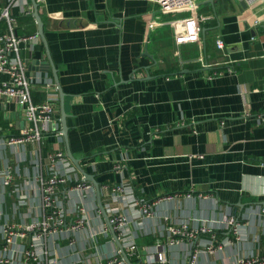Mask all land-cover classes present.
Instances as JSON below:
<instances>
[{
  "label": "crops",
  "instance_id": "0c3cea01",
  "mask_svg": "<svg viewBox=\"0 0 264 264\" xmlns=\"http://www.w3.org/2000/svg\"><path fill=\"white\" fill-rule=\"evenodd\" d=\"M240 1L198 0L201 40L177 45L173 21L186 8L36 0L45 43L32 0H0L9 12L0 36L30 37L17 56L33 102L55 95L53 129L8 143L26 120L0 94V258L26 264L34 245L31 264H125L94 185L66 155L59 85L70 150L98 181L109 220L125 217V238L111 222L133 264H188L192 253L195 264H264V0ZM52 172L68 178L56 192L61 222L30 229L47 219L42 184Z\"/></svg>",
  "mask_w": 264,
  "mask_h": 264
},
{
  "label": "built area",
  "instance_id": "2783aa9c",
  "mask_svg": "<svg viewBox=\"0 0 264 264\" xmlns=\"http://www.w3.org/2000/svg\"><path fill=\"white\" fill-rule=\"evenodd\" d=\"M156 1L160 9H172V8H186L190 13L176 21H173L175 25V43L181 44L185 42H200V31L201 28L197 21L196 16V3L198 0H154ZM8 18V5L0 4V19ZM154 20L148 22V26L152 27ZM30 37H18L12 33L3 34L0 36V73L8 74L7 79H2L0 81V94H5L7 97L13 99L17 106L20 108L26 120V126L22 133L17 136H9L4 139L8 143L21 142L26 140H34L40 137L42 132L49 131L54 127V94L48 93L47 97L39 102H33L30 94L31 80L24 74V66L22 61L17 56L19 42L22 39H27ZM216 44L218 47H222V40L217 38ZM203 64H206L203 62ZM54 156L57 158H64L63 152L57 151ZM10 172H5L3 174L2 180L4 184H8L11 181ZM68 182V178L58 172H52L51 175L42 184V201L44 207L48 210L47 219L42 224H31L28 226L30 229H42L47 230L51 227L52 222L57 225L60 224L61 219L57 218L60 215L62 209L56 204V192L60 184H65ZM76 186H87L85 181H80L75 183ZM149 205L143 204L142 210L147 213ZM115 223V227L119 231V236L125 238L123 233V227L125 224V217L115 216L111 219ZM230 225L235 224L233 217H229L226 220ZM181 229V230H180ZM171 228L173 233H185L192 235V232H186V228ZM202 231L210 230V226H202L199 228ZM182 230L184 232H182ZM6 237L5 239L9 241L11 239L14 231L12 229H5ZM127 247L130 251H134V246L131 242L127 243ZM37 247L31 245L25 250V256L28 262L26 264H31L37 262L38 259ZM194 253L190 254L188 264H195ZM159 260H162V256H158ZM113 261L110 260L107 263L101 264H111ZM256 259H240L238 264H256ZM0 264H9V259L5 257L0 258Z\"/></svg>",
  "mask_w": 264,
  "mask_h": 264
},
{
  "label": "water",
  "instance_id": "95a60500",
  "mask_svg": "<svg viewBox=\"0 0 264 264\" xmlns=\"http://www.w3.org/2000/svg\"><path fill=\"white\" fill-rule=\"evenodd\" d=\"M32 2H33V6H34L33 15H34V17L36 19V23H37V32L40 35V37L42 38V40L46 43V39L44 37V33H43V29H42V20L38 14L37 2H36V0H32ZM240 2L244 3V0H241ZM49 63H50V66L52 67V70L54 71L55 80H56V82H58L57 75H56V69L54 68L51 61H49ZM58 88H59V93H60V106H61V115H60L61 128H60V132L63 135V138L65 140L66 155L71 160V162L74 164V166L81 172L83 179L90 181L94 185L95 190H96L97 201H98L99 206L105 215L108 226L111 229L112 236L115 239V241L119 247L121 259L125 262V264H133V262L130 259L129 254L126 252V250L122 246V243L118 239L117 234L113 228L112 222L109 220V217H108L107 213L105 212L104 206H103L101 199H100V191H99L98 181L95 179L94 174L87 172L83 168V166L80 163V158L75 157L70 150V147L68 144V135H67V129L68 128H67V124H66V112L64 111V108H63L64 92L61 90L59 85H58Z\"/></svg>",
  "mask_w": 264,
  "mask_h": 264
},
{
  "label": "trees",
  "instance_id": "16d2710c",
  "mask_svg": "<svg viewBox=\"0 0 264 264\" xmlns=\"http://www.w3.org/2000/svg\"><path fill=\"white\" fill-rule=\"evenodd\" d=\"M130 259H131L132 262L134 261V260H133V257H131V256H130Z\"/></svg>",
  "mask_w": 264,
  "mask_h": 264
}]
</instances>
